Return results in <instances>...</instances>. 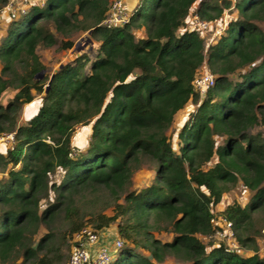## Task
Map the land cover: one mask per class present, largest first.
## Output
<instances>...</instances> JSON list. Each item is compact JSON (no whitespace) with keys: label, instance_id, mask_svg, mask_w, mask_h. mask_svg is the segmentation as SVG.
<instances>
[{"label":"trees","instance_id":"obj_1","mask_svg":"<svg viewBox=\"0 0 264 264\" xmlns=\"http://www.w3.org/2000/svg\"><path fill=\"white\" fill-rule=\"evenodd\" d=\"M109 2L31 0L0 36V96L16 90L0 103V137L13 133L0 141V264H66L77 232L111 224L126 258L109 264H264V138L251 132L264 121V0H138L127 23L106 27ZM196 3L201 19L224 18L211 43L185 26ZM85 31L97 45L42 75L37 48L70 49ZM203 65L215 84L200 98ZM143 165L152 179L132 189ZM234 186L247 203H225ZM218 216L250 255L201 241Z\"/></svg>","mask_w":264,"mask_h":264},{"label":"rangeland","instance_id":"obj_2","mask_svg":"<svg viewBox=\"0 0 264 264\" xmlns=\"http://www.w3.org/2000/svg\"><path fill=\"white\" fill-rule=\"evenodd\" d=\"M13 1L17 7H20L22 9V8H27L28 2H30L31 0H13ZM131 1H132V3L136 4L138 0H131ZM125 2L127 4L128 0H125ZM6 6L7 5L5 4L0 10V30L1 31L3 29L4 30L6 29V26L8 25V23L11 20V15L7 12ZM126 6H128V8H130V9L133 7L132 4L129 5V3ZM192 10H195V6L192 7ZM17 12H18V14L16 13L15 17H17L20 14L19 11H17ZM15 17H13V18H15ZM223 17H226V12L223 14ZM256 24L264 32V24L261 22H256ZM209 33L210 32L203 34L204 41L207 40L208 37H210ZM88 35H89L88 31H85V32L81 33L80 35L71 36L70 39H74V45L70 49H61L57 46V44L53 45L51 47H47V48H44V47L37 48V54L39 55V59L45 66V69L42 72V75H45V74L51 75L53 72L56 71V69L61 64H64L68 61L70 62L80 52L89 50L90 46L95 47L97 45V43L95 41L91 40L92 41V42H90L91 44L87 43L86 37ZM135 35L136 36H143L144 33H143V31H135ZM0 36H1V32H0ZM88 54H89L90 58H93V52L92 53L90 52ZM0 68H1V66H0ZM15 91L16 90H13L12 88L5 90L0 96V102L3 104L6 103L8 100H10L12 98ZM38 98H40L39 95H36L35 99L32 102H30L26 106H24V108L25 107L26 108L25 109L23 108V110L20 112L19 123L24 122L26 116L29 113H33L36 110V108H37L36 102H37V100H39ZM195 108L196 107L194 104L189 103L182 110L177 112L174 115L173 121L167 130V134L168 135L170 134L171 136H173L174 133L176 134L179 131L181 124L190 118V115L192 114V112L194 111ZM251 132L252 133H259L264 138V121L259 123L258 125H256L252 129ZM78 135L84 136L85 143H83V144H85V146H86L88 138L86 135V129L83 126H78L75 128L73 139H75ZM172 140H173V138H172ZM84 148H82V150ZM152 176H153L152 170L147 168L146 165H143L140 169L136 170L132 174V176H131V180H132L131 181V188L137 190L139 187L149 184L151 179H152ZM51 178L57 180L59 178V173L56 172V173L52 174ZM224 199H225L226 204L231 202V201H237L240 204H245L250 200V191H246V190L243 191L241 187L234 186L232 189H230L228 192H226L224 194ZM44 202H46V200L42 201L41 206H43L45 204ZM225 203L223 206H220L217 210L225 207V205H226ZM106 213L109 214L110 210H106ZM104 231L106 232L107 236H111V234H113V235L116 234L115 224H111ZM154 235H155V237H157L158 239L163 240V241H168L171 238V236L164 231L154 232ZM110 238L111 237H109L108 240ZM200 239L205 244L208 241L211 242L212 245L221 242L220 238L218 236L213 235V234L209 235V236H201ZM71 246L72 245H70V248H71ZM226 247L230 250H234V248H236V246H232V245L226 246ZM70 248H69V251H67L68 256H69ZM235 250H237V252H239L240 255H242V256H248L251 253L248 250H242L238 245H237V248ZM141 252L146 254L144 251H141ZM259 253H260V256L264 257V242L259 244ZM114 257L125 259L126 255L121 254V253L120 254L117 253ZM166 261L168 263L173 262L172 258H170V259L168 258ZM17 263H19V261H17ZM66 263H67V261H66Z\"/></svg>","mask_w":264,"mask_h":264},{"label":"built area","instance_id":"obj_3","mask_svg":"<svg viewBox=\"0 0 264 264\" xmlns=\"http://www.w3.org/2000/svg\"><path fill=\"white\" fill-rule=\"evenodd\" d=\"M232 2L234 0H231ZM7 12L11 17H15V14L24 12L25 8L17 7L13 0H8L6 3ZM125 0H111L109 2L108 10L105 17L100 24L106 27L121 26L128 22L132 8L126 6ZM224 18L218 21L204 20L199 17L195 10H190L189 19L185 26L187 28L194 29L201 34L210 32L209 42L211 43L216 37H218L224 29ZM215 84V76L204 65L198 71L193 86L195 91L202 98L206 91ZM13 138V133H8L0 137V141L10 143ZM214 232L213 235L218 236L220 240L226 246H236L237 241L234 236L233 227L231 221L227 220L223 216H218L214 220ZM111 237L109 240L108 238ZM73 240L76 241L72 244L67 258L66 264H109L113 257L123 247V240L117 235L111 234L107 236L103 230L101 232H94L90 227H84L81 231L77 232L73 236ZM230 248V247H229ZM234 248V249H236Z\"/></svg>","mask_w":264,"mask_h":264},{"label":"water","instance_id":"obj_4","mask_svg":"<svg viewBox=\"0 0 264 264\" xmlns=\"http://www.w3.org/2000/svg\"><path fill=\"white\" fill-rule=\"evenodd\" d=\"M130 1H131V0H130ZM130 1L128 0L129 5L132 4V6H134L135 4L132 3V1H131V2H130ZM128 3H127V4H128ZM88 33H89V32H88ZM86 39H87V40H86L87 42H90V41H91L89 37H86ZM50 77H51V75H50Z\"/></svg>","mask_w":264,"mask_h":264},{"label":"crops","instance_id":"obj_5","mask_svg":"<svg viewBox=\"0 0 264 264\" xmlns=\"http://www.w3.org/2000/svg\"><path fill=\"white\" fill-rule=\"evenodd\" d=\"M195 7L197 6V3L194 5ZM0 32H1V34H3L4 32H5V30L3 29L2 31L0 30ZM8 90V89H7ZM1 103V102H0ZM250 195H251V193H250ZM251 254V253H250ZM259 255H260V253H259Z\"/></svg>","mask_w":264,"mask_h":264}]
</instances>
